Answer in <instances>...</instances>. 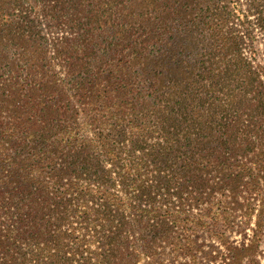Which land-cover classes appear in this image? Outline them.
Here are the masks:
<instances>
[{"label":"trees","instance_id":"16d2710c","mask_svg":"<svg viewBox=\"0 0 264 264\" xmlns=\"http://www.w3.org/2000/svg\"><path fill=\"white\" fill-rule=\"evenodd\" d=\"M260 32L264 0H0V264H194L203 234L259 264Z\"/></svg>","mask_w":264,"mask_h":264},{"label":"rangeland","instance_id":"374dc122","mask_svg":"<svg viewBox=\"0 0 264 264\" xmlns=\"http://www.w3.org/2000/svg\"><path fill=\"white\" fill-rule=\"evenodd\" d=\"M254 47L257 51V62L264 65V35L261 32L258 33L254 41ZM250 237V230L229 233L228 243L242 247L243 243L249 242ZM196 246L197 261L194 264H228L232 260L229 250L219 240L210 238L205 234L196 237ZM246 261L247 259H244V262ZM257 261L259 264H264V231L258 246ZM188 262H190L188 257H181L175 263L167 260L166 264H189Z\"/></svg>","mask_w":264,"mask_h":264}]
</instances>
